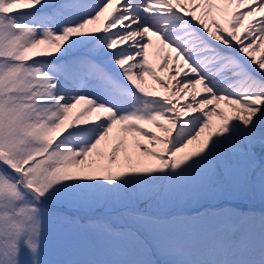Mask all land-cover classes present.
Here are the masks:
<instances>
[{
    "label": "snow or ice",
    "instance_id": "1",
    "mask_svg": "<svg viewBox=\"0 0 264 264\" xmlns=\"http://www.w3.org/2000/svg\"><path fill=\"white\" fill-rule=\"evenodd\" d=\"M257 197L264 0H0V264H264Z\"/></svg>",
    "mask_w": 264,
    "mask_h": 264
},
{
    "label": "rangeland",
    "instance_id": "2",
    "mask_svg": "<svg viewBox=\"0 0 264 264\" xmlns=\"http://www.w3.org/2000/svg\"><path fill=\"white\" fill-rule=\"evenodd\" d=\"M224 202L225 201H222L221 203H224ZM189 206L190 205H188V207ZM103 211L104 210H102V209H96V210H68L67 214L69 216L76 217V218H79V219L84 218V220H82L81 223H86L89 220V218L98 216V215L102 214ZM192 215H195V214H192ZM257 223H258V221H257ZM77 242L80 243V244L86 245V246H94L97 243V241L94 238H92L91 236H89L87 234L82 235ZM69 243H72V241L70 240Z\"/></svg>",
    "mask_w": 264,
    "mask_h": 264
},
{
    "label": "bare ground",
    "instance_id": "3",
    "mask_svg": "<svg viewBox=\"0 0 264 264\" xmlns=\"http://www.w3.org/2000/svg\"><path fill=\"white\" fill-rule=\"evenodd\" d=\"M252 203H254V202H252ZM252 205H255V204H252Z\"/></svg>",
    "mask_w": 264,
    "mask_h": 264
}]
</instances>
